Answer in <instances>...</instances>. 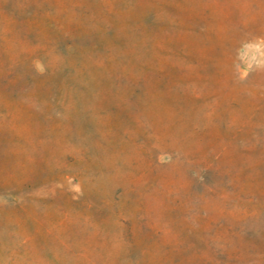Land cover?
Returning a JSON list of instances; mask_svg holds the SVG:
<instances>
[{
    "label": "rangeland",
    "instance_id": "rangeland-1",
    "mask_svg": "<svg viewBox=\"0 0 264 264\" xmlns=\"http://www.w3.org/2000/svg\"><path fill=\"white\" fill-rule=\"evenodd\" d=\"M0 264H264V0H0Z\"/></svg>",
    "mask_w": 264,
    "mask_h": 264
}]
</instances>
